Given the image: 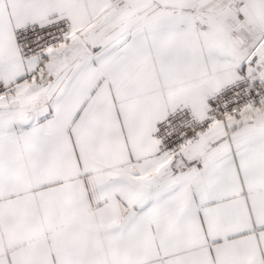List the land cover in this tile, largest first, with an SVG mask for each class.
I'll return each mask as SVG.
<instances>
[{"label": "snow or ice", "instance_id": "1", "mask_svg": "<svg viewBox=\"0 0 264 264\" xmlns=\"http://www.w3.org/2000/svg\"><path fill=\"white\" fill-rule=\"evenodd\" d=\"M0 264H264V0H0Z\"/></svg>", "mask_w": 264, "mask_h": 264}]
</instances>
